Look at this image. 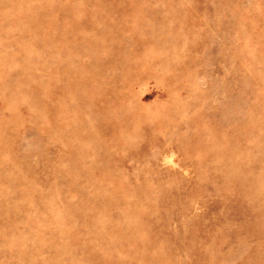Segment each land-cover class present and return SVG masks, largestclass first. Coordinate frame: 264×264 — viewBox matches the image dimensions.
<instances>
[{"label": "rangeland", "instance_id": "1", "mask_svg": "<svg viewBox=\"0 0 264 264\" xmlns=\"http://www.w3.org/2000/svg\"><path fill=\"white\" fill-rule=\"evenodd\" d=\"M0 264H264V0H0Z\"/></svg>", "mask_w": 264, "mask_h": 264}]
</instances>
